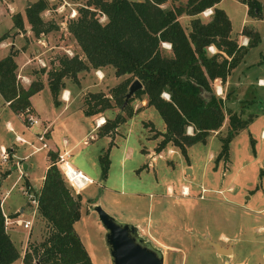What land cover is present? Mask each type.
Masks as SVG:
<instances>
[{
  "label": "rangeland",
  "instance_id": "374dc122",
  "mask_svg": "<svg viewBox=\"0 0 264 264\" xmlns=\"http://www.w3.org/2000/svg\"><path fill=\"white\" fill-rule=\"evenodd\" d=\"M5 1L7 3L0 0V34L10 24V11L22 12L25 19L24 7L35 0ZM27 1L29 4H26ZM82 2L45 0V8L39 14L43 20L57 23V28L38 36L31 32V40L42 47L44 45L39 36L50 34L53 41L62 38L64 43H68L70 36L65 31L66 22L75 15H70V7L75 8V12ZM259 2H263L262 18L245 21L246 25L258 31L259 42L248 49L244 60L228 74V84L219 79L211 81L213 92L223 99V122L210 132L206 142H195L186 147V155L170 144L159 151L153 150L160 135L149 137L152 129L148 126L150 124L151 128L162 131L164 123L156 109L147 105L137 109L116 127L117 133L108 151L106 177H100L98 154L102 153L109 138L97 136V123L93 117L85 115L76 105L83 107L86 92L101 91L109 95V89L125 77L111 74V66L102 68V77L92 72L85 76L86 72L80 70L76 73V82L65 78L64 83L72 96L60 115L62 106L52 102L47 87L41 90L39 99L34 97L37 106L45 111L47 108L51 110L48 112L52 119L49 131L54 142L60 145L65 138L68 146L74 143V147H69L68 154H63V158L72 168H80L92 180L80 188L71 187L66 181L72 194L79 193L80 216L73 227L92 264H110L103 238L104 228L93 209L94 204L119 221L133 225L137 223L138 234L160 247L163 264H264V137L259 135V129L264 127V112L261 111V107H264V84L256 82L257 77L264 78V0ZM218 6L228 15L230 35L238 41L243 4L238 0H220ZM200 17L205 20L208 15L200 13ZM188 18L184 14L178 16L185 29L188 27ZM20 29L22 33L26 30L23 23ZM5 48L0 47V52ZM207 50L212 52L209 48ZM38 51L43 50L40 48ZM38 51L31 56L30 61L35 60L33 58ZM74 52L77 51L72 48L70 52L59 54L70 55ZM54 56L53 52L49 54L48 61L43 58L46 62L44 69L57 62ZM246 65L248 67L245 68ZM40 67L35 61L22 69L16 66L15 78L24 86L28 82L20 80L17 75L26 73L31 75L30 78L36 76L42 80L44 74L37 73ZM243 99L246 105L240 103ZM2 102L0 96V144L5 146L7 152L5 160L0 158V208L6 215L16 208L17 214L10 218L31 221L28 228L15 221L5 225L19 253L10 264H23L24 250L29 243L39 241L44 233L43 221L36 214L35 192L41 184L48 147L41 146L42 142L34 133L39 124L26 126L24 112H17V116ZM139 103L138 98L129 101L133 109L139 108ZM242 105L243 110L240 112ZM110 109L112 112L121 110L117 106ZM228 110L238 112L243 118L254 115L230 140L228 159L214 164L213 158L220 146L218 135L226 131ZM106 112L112 114L107 109L101 113L107 115ZM6 121L11 123V129H8ZM145 121L150 123L145 124ZM186 130L190 131V128ZM16 134L20 139L15 138ZM83 137L87 140L85 144L82 142ZM250 138L254 152L251 151ZM44 141L49 143L46 138ZM7 148L12 149L9 151ZM22 163L28 165L24 168L26 175L20 173L23 170ZM187 167L189 172L185 171ZM7 168L10 174L4 180L6 174L3 175V171ZM136 168L139 170L136 171ZM181 186H187V194L181 193ZM208 240L223 246L230 242L232 252L228 255L218 254Z\"/></svg>",
  "mask_w": 264,
  "mask_h": 264
},
{
  "label": "trees",
  "instance_id": "16d2710c",
  "mask_svg": "<svg viewBox=\"0 0 264 264\" xmlns=\"http://www.w3.org/2000/svg\"><path fill=\"white\" fill-rule=\"evenodd\" d=\"M218 1L83 0L75 15L67 20L66 29L80 52L59 54L57 62L45 71L46 85L54 104L58 103L57 94L64 86V79L76 82V73L80 70L111 66L115 76L125 75L109 89V95L91 91L83 96L81 109L85 115L99 114L112 106L121 109L95 126L97 136H109L107 145L98 154L101 178L106 177L108 151L116 127L140 108H132L129 104L132 98H144V104L153 106L164 123L162 131L148 126L152 129L149 137L160 135L154 151L170 144L186 155V147L195 142H206L210 132L222 124L223 99L213 92L211 81L217 78L223 82L249 47L258 42L259 35L253 27L244 24L240 33L246 36V42L239 43L230 35V20L216 5ZM238 1L246 5L249 16L261 15L259 0ZM208 7L211 12L202 20L200 12ZM44 8L45 0H35L24 7L25 20L35 36L57 27L53 21L41 18L39 12ZM181 14L189 17L187 29L178 19ZM100 15L105 19L100 20ZM11 19L14 27L22 28L20 13H12ZM6 35L7 32L1 33L0 40ZM208 45H212V52L207 50ZM15 53V49H10L0 58V96L17 113L30 106L29 97L42 87V82L32 79L24 86L16 80ZM40 70L44 68L40 67ZM133 78H137L142 87L123 104L124 92ZM240 103L246 105V100ZM242 110L243 105L240 112ZM261 111L264 112V107ZM253 115L243 118L236 111H227V127L224 134L218 135L220 146L214 155V164L228 159L230 140L252 120ZM250 147L254 152L252 138ZM46 155L47 166L35 192L36 214L43 221L44 233L39 241L29 243L24 250L23 264H92L73 227L80 216L79 193L72 194L66 183L56 163L57 152L49 149ZM8 172L9 168L3 175ZM16 214L14 211L7 216ZM18 256V250L5 230L0 208V264H9Z\"/></svg>",
  "mask_w": 264,
  "mask_h": 264
},
{
  "label": "crops",
  "instance_id": "0c3cea01",
  "mask_svg": "<svg viewBox=\"0 0 264 264\" xmlns=\"http://www.w3.org/2000/svg\"><path fill=\"white\" fill-rule=\"evenodd\" d=\"M5 3H7L5 0H3ZM220 1V0H219ZM219 1L216 3V5L218 6L219 4ZM242 3V2H241ZM243 4V15H242V18H241V21H240V24H241V27L246 23L245 21H249V20H255V19H259V18H262V11H261V15L259 17H252V16H249L246 12V5L244 3ZM263 5V2H261V7ZM11 7V6H10ZM219 7V6H218ZM74 9L73 7H70V9ZM210 10H211V7H208ZM18 13H20L22 19H23V27L26 28V30L24 31V33H22V29H17L16 27H14L12 25V19H11V14L14 13V11H10L9 12V16H10V24L8 25L7 29L3 32H7V35L6 37H4L2 40H0V47H6L4 50H2L0 52V58L3 57L10 49H15L16 50V53L15 55L13 56V59L16 63V66L17 68H20L22 69L23 67H26L27 65H29V63H34V61H27L28 59L31 58V56L35 55L36 51H38L40 48L43 50V51H38L39 53H37V55L39 56V54H41L40 58L46 61H48L49 59V54L50 53H55V56L54 58H57L58 54L61 53V52H70V50H72V48H74L77 52H80L79 51V48H78V45L76 44L75 40L72 38V36L70 35V33L65 29L66 33L70 36V41L68 39V43H64V39L60 38V39H56V40H52V38L50 37V34L48 36H39V38L41 39V44H43L44 46H40L39 44H35L36 41H33L31 40V38L29 37V33H31V30L29 28V25L28 23L25 21L23 15H22V12H19L17 11ZM226 13V12H225ZM228 16V15H227ZM100 20H104L105 19V16L104 15H100ZM229 18V17H228ZM230 20V19H229ZM55 23V22H54ZM57 25V23H55ZM246 25V24H245ZM63 27V26H61ZM240 27V29H241ZM252 27V26H251ZM57 28V27H56ZM55 28V29H56ZM240 29L238 30L239 31V36H237L238 38V41L239 43H244L246 41V36H244L243 34L240 33ZM255 29V28H254ZM52 30V29H51ZM49 30V32L51 31ZM256 30V29H255ZM257 31V30H256ZM2 32V33H3ZM48 32V31H47ZM258 32V31H257ZM23 35L26 37V39L23 37ZM66 35V34H65ZM259 35V33H258ZM67 38V37H66ZM259 42V40H258ZM257 42V43H258ZM256 43V44H257ZM255 44V45H256ZM6 45H9L8 47ZM254 45V46H255ZM250 48V47H249ZM248 51V50H247ZM246 51V52H247ZM245 52V53H246ZM44 53V55H43ZM81 56V53L79 54ZM245 55V54H244ZM243 55V56H244ZM243 56L241 57V59L239 60L238 63H240L241 61H243ZM56 61V60H55ZM262 60H259V62H261ZM264 62V61H263ZM56 63V62H55ZM237 63V64H238ZM236 64V65H237ZM252 64V63H251ZM235 65V66H236ZM234 66V67H235ZM233 67V68H234ZM248 67V65L245 66V68ZM103 67L101 68H89L87 70H84L85 73V76L86 75H89L91 72L92 73H95L97 74L98 77H102L103 76ZM232 68V69H233ZM232 69L230 72H232ZM47 69H44V70H40V68L38 69L37 73H41V74H44V77H42V80L40 78H37L36 76L30 78L31 75H28L26 73L23 74V76L30 81V79H38L42 82V87L35 93H33L32 95H30L29 97V102H30V110L31 112L36 116L38 122L36 124H39V127L36 128L34 130V133L36 135L38 134H41L43 135V138L40 140L41 142H44L45 143V146L43 147H48V150H52V151H55L57 153H60V154H63L66 152V154H68L69 152V149L74 147V143L71 145V146H68L67 145V142H65V138H63V142L59 145V143L57 144L56 142H54L53 140V136L51 135L50 133V127H51V124H52V119L51 117L48 115V112L51 111L49 108H47V111H45L44 109L40 108L39 106H37L38 103L35 102L34 100V97H37L39 99V93L41 92V90L44 88V87H47L46 85V71ZM111 70L113 71V68H111ZM36 74V72L34 73V75ZM113 74V73H111ZM230 74V73H229ZM228 76V75H227ZM226 76L225 80L223 81L224 84H228L229 82L227 81L228 80V77ZM218 79H214V81H217ZM256 82L259 83L260 85H263L264 84V78L262 77H257L256 78ZM216 84V83H215ZM244 84V83H243ZM48 88V87H47ZM50 93V91H49ZM49 98H51V94H49ZM71 96H72V93L71 91L69 90V88L67 87L66 83H64V86L61 87L60 89V92H58L57 94V101H58V105L62 106V109L61 111L59 112L58 115L62 114L63 113V110L65 109V107L68 105L70 99H71ZM2 98V97H1ZM3 100V99H2ZM52 100V98H51ZM4 105L8 106L7 105V101H4L2 102ZM145 103V99H140V103H139V109H141L142 107H145L147 105L144 104ZM77 109H81L80 105H76ZM10 109V108H9ZM11 110V109H10ZM108 111H111L112 110L110 108L107 109ZM12 111V110H11ZM13 112V111H12ZM116 112V111H115ZM114 110L112 112V114L109 115L108 112H106L107 115H103L102 113H99V114H94V115H90L93 117V120L94 122L96 123H100V119L101 118H105V117H111L114 113ZM15 115L18 116L17 113L13 112ZM84 113V112H83ZM6 125L8 126V129H11L12 126H11V123H9V121H6ZM26 125V124H25ZM27 126V125H26ZM94 127V126H93ZM117 132L114 133V136L112 138V141L114 142V137H115V134ZM259 135L260 137H264V127H261L259 129ZM102 136H106L107 138H109L108 135H102ZM101 136V137H102ZM91 137V136H90ZM15 138L18 140L20 139L19 135H15ZM44 138H46L49 143H46L44 141ZM109 140V139H107ZM82 142L85 144L87 143V140L83 137L82 139ZM108 142V141H107ZM55 144V146H54ZM70 147V148H69ZM12 148H9V151H11ZM47 152V151H46ZM148 154V153H147ZM23 164V163H22ZM25 164V163H24ZM143 164V163H142ZM26 165V168H27V164ZM47 166V155H46V165H45V168ZM75 168V167H74ZM76 170H80V168H76ZM83 173V171H81ZM21 175L23 173V175H26L25 174V171L24 169L22 170V172L20 171ZM10 173H7L5 175V177L3 178L4 180L6 179V177L9 175ZM85 174V173H84ZM86 175V174H85ZM89 177V176H88ZM42 178V177H41ZM90 178V177H89ZM91 179V178H90ZM92 181V180H91ZM1 184V183H0ZM11 184V183H10ZM170 189V187H168ZM167 189V187H166ZM168 190V189H167ZM12 211H16V208ZM2 213H5L4 211ZM135 226H137L138 228V224L135 223ZM156 246V245H155ZM164 246H168V247H171V248H177V246H173V245H168V244H164ZM158 247V246H157ZM160 248V247H158ZM231 252H232V249L230 248ZM10 264V263H9Z\"/></svg>",
  "mask_w": 264,
  "mask_h": 264
},
{
  "label": "water",
  "instance_id": "95a60500",
  "mask_svg": "<svg viewBox=\"0 0 264 264\" xmlns=\"http://www.w3.org/2000/svg\"><path fill=\"white\" fill-rule=\"evenodd\" d=\"M26 4H29V1ZM141 87V82L133 78L124 92L123 104L135 90ZM25 167L23 163L22 168ZM185 171L189 172V168L187 167ZM93 209L104 228L103 238L110 264H163L161 249L139 235L135 225L115 219L97 204H94ZM208 241L216 253L230 254V242L223 246L218 242Z\"/></svg>",
  "mask_w": 264,
  "mask_h": 264
},
{
  "label": "built area",
  "instance_id": "2783aa9c",
  "mask_svg": "<svg viewBox=\"0 0 264 264\" xmlns=\"http://www.w3.org/2000/svg\"><path fill=\"white\" fill-rule=\"evenodd\" d=\"M210 12H211V10H210L209 8H205V9L202 10L200 13H201L203 16H206V15H209ZM74 14H75L74 9L71 8L70 15L73 16ZM245 42H246V41H245ZM245 42H244V43H245ZM165 45L168 46V44H165ZM207 48H209V49H211V50L213 51V47H212V45H208ZM31 59H32V57H31ZM33 59H35V60H34L35 63L38 64V65L41 66V67H43V66L46 65V62H44L43 59H41L38 55H37V56H34ZM27 61H30V59H28ZM16 77H19V79L22 80V81L29 82V80H27V79H26L23 75H21V74L17 75ZM23 112H24V114H23V119L26 121V125H27V126H30V125H32V124H36V123L38 122L36 116L31 112V110H30L29 107H26V108L23 110ZM97 124H98V123H97ZM43 132H44V131H43ZM43 132H42V133H43ZM42 133L37 135V139H38V140H41V139L43 138ZM41 146H45V143L42 142V143H41ZM63 154L67 155L66 152L63 153ZM63 154L57 153V160H56V163H57L59 169L62 171V173H63V175H64L66 181L69 183V185H71V187H74V188H80V187H83L85 184L89 183V182L91 181V179H90L87 175H85L84 173H82L80 170H78V171L82 173V177H84V176L87 177V179L84 180V183H85V184H82L81 186L77 185V184L75 183V181L72 180V178L70 177V175H68L67 173H65L64 169L61 167V162H62L63 160H65V159L63 158ZM157 155L159 156L160 154H157ZM0 158H1V160H5V159L7 158V152H6V150H5V146H4L3 144H0ZM75 169H76V168H75ZM186 187H187V186H186ZM180 191H181L182 194H187V192H188V188H184V186H181V190H180ZM3 216H4V225H6V224H7L8 222H10V221H15V222H18L19 224H21L23 227L28 228V227L30 226V223H31L30 219H23V218H20V219H18V218H10L9 216H7V215L4 214V213H3Z\"/></svg>",
  "mask_w": 264,
  "mask_h": 264
},
{
  "label": "bare ground",
  "instance_id": "6f19581e",
  "mask_svg": "<svg viewBox=\"0 0 264 264\" xmlns=\"http://www.w3.org/2000/svg\"><path fill=\"white\" fill-rule=\"evenodd\" d=\"M103 120L104 119L101 118L99 122L101 123ZM61 167L64 169L65 173L70 175L72 180H74L77 185L81 186L82 184H85L84 180L87 179V177H85V176L82 177V173L79 172L78 170L72 168L66 160H63L61 162Z\"/></svg>",
  "mask_w": 264,
  "mask_h": 264
}]
</instances>
